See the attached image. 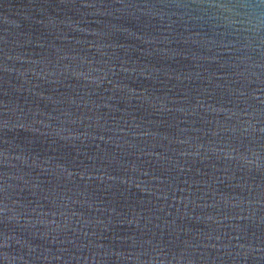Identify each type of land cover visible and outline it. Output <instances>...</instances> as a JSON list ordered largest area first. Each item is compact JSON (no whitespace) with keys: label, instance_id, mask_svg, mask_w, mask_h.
Listing matches in <instances>:
<instances>
[{"label":"water","instance_id":"95a60500","mask_svg":"<svg viewBox=\"0 0 264 264\" xmlns=\"http://www.w3.org/2000/svg\"><path fill=\"white\" fill-rule=\"evenodd\" d=\"M0 264H264V0H0Z\"/></svg>","mask_w":264,"mask_h":264}]
</instances>
